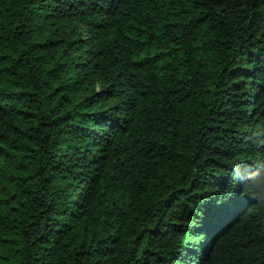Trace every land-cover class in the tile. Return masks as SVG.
<instances>
[{"label":"trees","instance_id":"1","mask_svg":"<svg viewBox=\"0 0 264 264\" xmlns=\"http://www.w3.org/2000/svg\"><path fill=\"white\" fill-rule=\"evenodd\" d=\"M264 0H0V264H264Z\"/></svg>","mask_w":264,"mask_h":264},{"label":"clouds","instance_id":"2","mask_svg":"<svg viewBox=\"0 0 264 264\" xmlns=\"http://www.w3.org/2000/svg\"><path fill=\"white\" fill-rule=\"evenodd\" d=\"M245 190L248 191L251 195L257 196L261 201H264V188H261L259 192H251L248 190V187L246 184L242 183Z\"/></svg>","mask_w":264,"mask_h":264}]
</instances>
